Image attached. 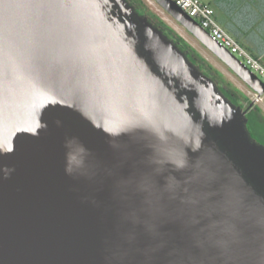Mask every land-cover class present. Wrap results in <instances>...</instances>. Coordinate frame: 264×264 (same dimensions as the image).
Segmentation results:
<instances>
[{
    "label": "water",
    "instance_id": "95a60500",
    "mask_svg": "<svg viewBox=\"0 0 264 264\" xmlns=\"http://www.w3.org/2000/svg\"><path fill=\"white\" fill-rule=\"evenodd\" d=\"M155 1L264 95L175 1ZM254 105L129 0H0V264H264Z\"/></svg>",
    "mask_w": 264,
    "mask_h": 264
},
{
    "label": "crops",
    "instance_id": "0c3cea01",
    "mask_svg": "<svg viewBox=\"0 0 264 264\" xmlns=\"http://www.w3.org/2000/svg\"><path fill=\"white\" fill-rule=\"evenodd\" d=\"M218 23L264 64V0H202Z\"/></svg>",
    "mask_w": 264,
    "mask_h": 264
},
{
    "label": "rangeland",
    "instance_id": "374dc122",
    "mask_svg": "<svg viewBox=\"0 0 264 264\" xmlns=\"http://www.w3.org/2000/svg\"><path fill=\"white\" fill-rule=\"evenodd\" d=\"M143 1L150 12L174 29L203 58H205L206 61L209 62V64L218 72L219 78H221L225 83L240 90L249 98V101L256 99L255 92L245 82H243L224 62H222L205 45H203L168 12H166L155 0ZM255 108L258 109V118L264 122V101L255 100ZM259 122L257 119H253L250 125L253 131V137L262 143L264 141V130H262V126Z\"/></svg>",
    "mask_w": 264,
    "mask_h": 264
},
{
    "label": "built area",
    "instance_id": "2783aa9c",
    "mask_svg": "<svg viewBox=\"0 0 264 264\" xmlns=\"http://www.w3.org/2000/svg\"><path fill=\"white\" fill-rule=\"evenodd\" d=\"M188 15L198 21L220 45L236 55L246 66L264 81V64L253 56L216 20L213 7L202 0H173ZM256 101H264V95L255 93Z\"/></svg>",
    "mask_w": 264,
    "mask_h": 264
},
{
    "label": "trees",
    "instance_id": "16d2710c",
    "mask_svg": "<svg viewBox=\"0 0 264 264\" xmlns=\"http://www.w3.org/2000/svg\"><path fill=\"white\" fill-rule=\"evenodd\" d=\"M137 9V11L145 16H148L149 19L163 29L165 34L173 39L182 50H184L189 58L200 67V69L207 74L208 76L212 77L216 83L218 84L219 88L224 92V94L230 98L235 104L241 105L244 107H249L252 101H249V98L243 94L240 90L232 87L231 85L225 83L221 78L218 76V72L209 64L208 61L205 60L183 37H181L174 29L168 26L164 21L156 17L152 12H150L144 3L143 0H129ZM254 107V111L252 112V118L258 119L259 123L262 126V130H264V122H262L258 118V109ZM252 107V108H253Z\"/></svg>",
    "mask_w": 264,
    "mask_h": 264
},
{
    "label": "snow or ice",
    "instance_id": "6c2138e0",
    "mask_svg": "<svg viewBox=\"0 0 264 264\" xmlns=\"http://www.w3.org/2000/svg\"><path fill=\"white\" fill-rule=\"evenodd\" d=\"M150 55V54H147ZM157 71H162V69L157 68ZM75 150V149H74ZM169 159L172 160V162L177 167H184V160L181 156H170ZM175 187V181H170L168 185L164 189L157 188V193L160 198V202L163 204L165 201L168 200L169 192L171 189ZM214 188V180L212 177H200L197 179V189H202L207 194V198L209 200L214 198H219L222 193L219 191H213Z\"/></svg>",
    "mask_w": 264,
    "mask_h": 264
},
{
    "label": "flooded vegetation",
    "instance_id": "af4514ba",
    "mask_svg": "<svg viewBox=\"0 0 264 264\" xmlns=\"http://www.w3.org/2000/svg\"><path fill=\"white\" fill-rule=\"evenodd\" d=\"M245 109L247 108V107H244ZM254 111V107L252 108H250L249 110H248V113H247V116H248V118H249V121H248V127H249V129H250V131H251V133H252V135H253V131H252V129H251V121L253 120V118H252V112ZM254 119H255V117H254ZM258 120V119H257ZM259 122V121H258ZM258 140V139H257ZM262 143H264V141L262 142Z\"/></svg>",
    "mask_w": 264,
    "mask_h": 264
}]
</instances>
